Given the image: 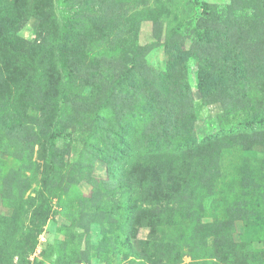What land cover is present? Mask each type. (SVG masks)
Instances as JSON below:
<instances>
[{
  "label": "trees",
  "instance_id": "16d2710c",
  "mask_svg": "<svg viewBox=\"0 0 264 264\" xmlns=\"http://www.w3.org/2000/svg\"><path fill=\"white\" fill-rule=\"evenodd\" d=\"M123 1L137 4L136 0H0V135L11 138L27 129L26 125L32 128L37 124L41 130L39 135L31 132L34 140L30 149L25 148L27 156L21 157L26 165L23 170L41 171L39 189L29 200L23 198L22 190L13 200V212L0 216V264H14L15 256L16 264H27L52 214L67 215L73 205L71 197H63L64 175L59 171L64 156L54 145L55 138L68 127L77 131V137L84 134V148L76 162L81 178L92 167L91 162L84 165L85 160L100 159L106 164L107 179L90 176L91 195L73 197L85 201L90 210L109 213L102 230L105 238L99 244L102 249L97 252L107 264H111L112 253L137 264L160 259L165 250L176 245L151 239L166 225H176L182 232L179 242L188 245L193 258L196 251L200 257L220 258L223 246L239 247L233 238L236 219L259 222V235L240 241L243 257L254 241L264 240V155L258 162L243 164L254 170L256 178L251 180H243L242 173L220 185L219 171L223 140L225 147L243 152L245 140L264 148V131H256L264 125V110L253 109L254 102L264 98V65L249 62L246 49L231 45L229 31L206 26L197 31L200 42L213 43L220 51L216 62L202 60L199 64L202 102L231 100L224 115L233 117V130L224 139L215 132L196 140L187 131L196 116L184 74L189 54L180 50L182 23L166 32L168 59L162 77L166 83L160 85L154 69L136 72V60L149 51V44L131 45L127 39L143 20L156 21L165 5L126 14L119 7ZM202 14L206 25L217 16L216 8L203 2ZM32 21L35 36L29 40L21 30ZM126 51H133L131 62L115 64V57ZM227 86L231 89L226 90ZM236 109L245 113L242 119L232 115ZM138 124L148 130L137 133ZM5 138H0V151ZM35 145L42 163L32 159ZM231 182L243 186L233 190ZM101 192L115 198H102ZM217 195L223 202L217 201V209L226 217L216 216L215 222L200 224L205 211L197 202ZM55 199L56 209L52 204ZM29 209V222L24 224L22 214ZM141 227L148 229L146 246L137 240ZM208 237L213 238L211 248L197 244ZM55 250L59 264L79 259L68 240L56 244ZM174 261L168 260L170 264Z\"/></svg>",
  "mask_w": 264,
  "mask_h": 264
},
{
  "label": "rangeland",
  "instance_id": "374dc122",
  "mask_svg": "<svg viewBox=\"0 0 264 264\" xmlns=\"http://www.w3.org/2000/svg\"><path fill=\"white\" fill-rule=\"evenodd\" d=\"M136 2L137 4L133 5L131 2L123 1V4H119V7L126 14H130L141 8L157 9L160 4L165 5L163 13L156 21L143 20L135 32L131 33L127 39L131 45L145 47V45L149 44L147 46H150L149 51L136 60V72L144 68L154 69L158 75L156 76L158 84L164 85L166 83L165 79L163 80L162 78L166 70V60L168 59L166 46L164 45L165 35L167 30L173 25L179 22L182 23L183 38L181 42L183 43L180 46V50L189 54L186 59L184 74L191 92L192 100L190 104L193 106L196 116L195 120L187 126V131L196 140L206 139L215 132H218L221 139H224L228 134H232L231 123L233 117L224 115V111L231 105V100L225 99V102L214 101L208 104L202 102L197 82L199 64L202 60L216 62L220 51L216 49V45L213 43L200 42L196 34L197 31L202 30L205 26L209 29L216 28L219 31L227 30L230 33L231 45L239 49H246L249 52L247 56L249 62L264 65V60H260V56H264V0H136ZM203 2L213 5L216 8L217 15L214 21H209L206 25L202 14ZM35 26L34 21L27 23V25L23 26L21 34L25 38L32 40L35 36ZM156 34H159V38L155 37ZM154 42L157 45H153ZM132 54L133 51H126L121 57H115L114 63L118 65L129 63L132 60ZM230 89L231 87H226V90ZM235 104L233 103V108H235ZM251 104L247 106L252 108ZM254 106V110L263 112L264 98H259L257 102H254ZM232 115L242 119L245 113L236 109V112L232 113ZM26 126L28 127L27 129H23L20 134L17 133L11 138H5L6 136L3 134L0 135L1 139L5 138L3 141L4 145L0 151V216L9 215L13 212V200L21 194L22 190H24L23 198L29 200L27 198L34 196L36 190L39 189L41 171L34 174L32 169L23 170L22 168H25L26 165L25 162H22L21 157L23 154L27 156L25 148L30 149L34 140L31 132L39 135L41 130L38 129L37 124L33 125L32 128L30 125ZM137 127V133H144L148 130L146 125L143 124H138ZM256 128L257 132L260 131L262 133L264 131V125ZM77 134L73 127H68L65 133L54 140V145L58 150L63 151L64 156V164L61 165V171H59L64 175V180L62 178L63 186L65 187L63 188V197H71L73 205L70 206L71 208L67 215L60 212L52 214L44 226L43 232L38 236L37 246L34 253L29 256L27 264H59L56 260L55 245L65 240H68V244L75 249L79 258L77 263L72 264H107L106 261L98 258L97 252L102 249L99 244L105 238L102 230L107 225L109 213L103 210H90L87 208L88 205L85 201H78V198L75 199L73 197V195L82 194L88 198L92 193V184L88 178L93 176L97 180L107 179L106 164L100 159H95L93 162L85 160L84 165L87 162H91L92 167L90 166L89 172L83 174V178H81L77 168L78 163L76 162L80 159V152L84 148V142L81 139L84 138V134L80 133L79 137H77ZM133 135L136 134L134 133ZM225 144L226 142L223 140L219 152V171L220 175H222L220 185H225L227 181L229 182L233 178L235 180L236 176H240L242 173L244 174V176L241 175L243 180L247 181L254 177L256 178V174L253 173L254 170H251L249 165L243 164L258 162L264 155L263 146L253 145L252 140H245L243 146H245L246 150L243 152L237 147H225ZM37 149L38 145H35L32 159L37 163H42L37 156ZM241 184L240 182L229 183L230 187L233 186V190H238L243 186ZM101 196L107 199L115 198L112 194L106 195L103 192H101ZM213 197H204L196 204L198 208L205 211L204 216L201 217L200 224L201 222L213 223L216 221V216L221 219L226 217L225 213L217 209L216 203L217 201L222 202L221 196ZM55 202L56 199L52 202L54 209L57 208ZM74 203H76V206ZM26 206L28 205L25 204L23 208L25 209ZM189 214L190 212L187 217ZM29 216L30 209L22 214L24 224H28ZM227 216L230 217V214ZM190 220L189 217L187 222ZM258 223L257 221L234 220L232 224L234 228L233 238L240 245L239 247L232 245L223 246V249L218 252L221 254L220 258L213 255L206 258L200 257L198 255L200 251L198 253L196 251L193 258L191 253L188 252V245L183 244L184 242L182 241L179 242L182 232L177 230V226H161L151 239H155L159 243L161 240L175 242L176 245L170 247L169 251L165 250L161 254L160 259L148 264H170L168 260L171 259H175L173 264H207L205 263L207 262L206 260H212V262H217V264H264V240L254 241L251 248L246 249V257L242 256L244 253L242 248L244 246L240 243V241L249 240L253 235H259L258 232L256 233V230L260 229L256 227ZM247 224L251 225L247 227ZM137 235V240L142 246L148 245L149 236L146 227H141ZM179 243L180 245H178ZM197 244L203 248H211L214 245L213 238H201ZM229 258L233 261L228 260ZM109 259L111 264H137L130 260H122L119 255L113 253L109 255ZM17 260L18 258L15 256L13 263L16 264Z\"/></svg>",
  "mask_w": 264,
  "mask_h": 264
}]
</instances>
